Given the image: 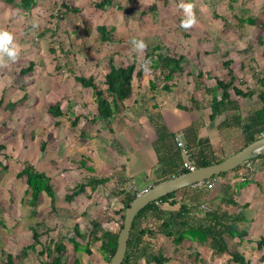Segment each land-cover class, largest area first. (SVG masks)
<instances>
[{
	"label": "rangeland",
	"instance_id": "obj_1",
	"mask_svg": "<svg viewBox=\"0 0 264 264\" xmlns=\"http://www.w3.org/2000/svg\"><path fill=\"white\" fill-rule=\"evenodd\" d=\"M100 1L37 0L41 8L32 17L35 23L30 20V31L23 35L12 33L13 44L18 45V41L24 43L20 45L26 46V55L13 63L9 80H58L60 84L66 82L68 88L66 90L65 86L56 84L58 90L51 91V85L46 84L48 91L44 92L42 100L25 105L26 99L21 98L20 108L12 112H4L2 105L0 144L6 146L9 158H0V264H6L7 254L15 256L21 248L33 242L31 226L37 224L41 225L38 230L43 234L50 229L48 235L40 237L42 243L63 238L67 247L63 255L65 264H75V259L79 264H109L99 251V244L93 246L92 255L75 254L69 241L74 236L75 224H79L84 233H90L93 221L99 222L103 230L119 232L121 214L115 212L122 208L121 197L116 196L118 189L111 184L99 186L93 192L87 188L72 203L65 199L73 187L85 183L91 176L90 171L80 166L81 147L79 143L75 146L77 140H74L81 137L80 133L87 125L83 119L79 127H73L72 121L75 115L91 114L95 104L91 89L81 87L75 76H93L104 89V76L112 59L116 66L135 62L142 70L143 75L135 77L134 86L136 80H161L157 79L155 70L142 64L147 50L156 44L186 56L185 73L174 79L180 80L181 84L185 80H198L197 75L201 71L209 75L210 79L206 80H229L228 69L224 66L228 60L236 78L235 84L243 90L255 88L256 75L264 72V31L259 32L258 26L240 22L250 15L264 22L262 0H253V4H249V0H112V6L106 10L95 7V3ZM64 2L82 11L79 15L69 12L61 18L65 12ZM186 2L192 3L197 17V23L189 27L182 26L185 13L180 5ZM100 25L112 32L110 41L101 42L94 31V27ZM44 29L56 31L53 36L49 32L44 37L41 33ZM21 36L22 40H18ZM140 39L146 42L142 50L135 44ZM52 42L57 47L55 54L49 51ZM31 61L35 62L34 69L22 75L21 70L27 68ZM57 65L60 66L59 71L55 68ZM57 102H60L65 116L54 118L48 109ZM69 102L73 103L71 110ZM248 103L249 109L260 107L257 95ZM57 121L60 125H56ZM41 143L46 144L44 152L40 150ZM25 161L51 176L54 205L46 194H42L36 208L29 205L26 177L21 174ZM225 178H229V174ZM243 226L249 237L243 242L227 239L229 248L242 252L248 264H264V252L259 251L255 243L264 238V229ZM140 248L134 264H156L148 257L151 253L169 259L168 264H227L229 260L227 255H212L210 258L205 249L202 254L207 256L206 260L195 259L193 254L188 257L191 247L185 243L175 246L164 236L153 241L144 239ZM39 250L40 246H37L36 251ZM36 251H29L23 262L16 264L50 261L40 257Z\"/></svg>",
	"mask_w": 264,
	"mask_h": 264
},
{
	"label": "crops",
	"instance_id": "obj_2",
	"mask_svg": "<svg viewBox=\"0 0 264 264\" xmlns=\"http://www.w3.org/2000/svg\"><path fill=\"white\" fill-rule=\"evenodd\" d=\"M262 2L264 4V0ZM249 4H253V0H249ZM39 8L40 3L31 12H25L0 0V30L23 35L31 29L30 20L35 23L32 17L38 13ZM248 18L256 19L250 15L240 21ZM55 31L56 29H44L41 33L47 37V33L50 32L53 36ZM20 39L22 40V36L18 40ZM17 43V58L8 63L0 62V101L3 98L4 109L8 103L18 102L21 98L26 99L25 105L42 100L44 92L48 91L45 89L46 84L51 85V91L58 90L55 85L60 84L58 80H9L13 63L18 62L19 58L22 60L26 55V46L20 45L24 43ZM4 59L7 60V57ZM144 81L136 80L132 96L124 102L119 113L110 122L94 121V97L95 109L90 110L91 114L75 115L71 111V116H80L78 127L83 119L87 125L80 133L81 139L75 137L74 140H77L75 146L79 143L78 146L81 147L80 166L81 159L85 156L89 159L87 166L94 169L91 176L109 177L110 182L107 184L117 189L120 186H126L127 189L133 186L137 192H143L180 175L187 160L195 166L202 156L224 160L249 144L250 117L257 109L248 108L250 98L240 99L242 125L226 127L222 125L224 116L215 121L210 119L212 110L206 87L214 86L215 80H185L183 84L180 80H173L170 82V91H159L155 94L150 91L151 80ZM60 85L65 86L67 83L64 84L63 81ZM65 87L67 90L68 86ZM72 104L69 102L70 110ZM6 111L8 112L5 109L4 112ZM177 139L182 140L190 150L189 158L182 155L176 144ZM231 174L230 172L229 178H223L212 190H198L189 186L176 192L172 198L175 204L160 203L158 206L165 212H174L181 205H186L192 221H198L208 211L226 217L240 215L244 221L239 223V229H243V224L245 228L264 229V169H259L247 184H242ZM185 244L191 247L188 257L193 254L195 259L198 257L206 260L207 256L202 254L204 249L210 258L215 255L207 244L200 245L191 241H186Z\"/></svg>",
	"mask_w": 264,
	"mask_h": 264
},
{
	"label": "trees",
	"instance_id": "obj_3",
	"mask_svg": "<svg viewBox=\"0 0 264 264\" xmlns=\"http://www.w3.org/2000/svg\"><path fill=\"white\" fill-rule=\"evenodd\" d=\"M6 5H10L15 9L23 10L25 12H31L37 7V0H2ZM112 0H101L95 3V7L100 10H106L112 6ZM62 7L65 8V12L60 16L65 17L66 14L73 13L79 15L82 11L80 8L70 5L68 3H62ZM59 16V15H58ZM247 23L259 27V32L264 31V22H260L259 19L248 18L241 23ZM83 25L85 21L83 20ZM94 31L98 33L101 42H108L112 39V32L104 25L94 27ZM49 51L53 54L56 53L57 47L51 43ZM264 53V52H263ZM56 59V57H55ZM185 55H178L175 49L163 48L161 45L156 44L145 53V58L142 64H147L148 67L157 72V79L150 81V91L155 94L159 91H170L171 83L177 75H183L185 73L184 66L186 62ZM58 60V59H57ZM224 66L228 69L229 80H223L214 78L215 85L206 87V92L210 96V107L212 113L210 119L215 121L218 117L224 116L222 121L223 126H241L242 117L240 114V99L252 98L258 96L260 107L254 110L250 117L249 129L251 131L250 142L257 140L264 135V72L260 75H256L255 88H248L243 90L240 86L235 84V77L233 70L230 69L231 61L224 62ZM35 67L34 62H30L28 67L21 71L22 75L29 74ZM60 66H56V70L59 71ZM71 71V70H70ZM143 75L141 69L138 68L135 62L126 66H116L113 60H109V69L104 76L103 85L105 88H101L96 82L93 76H75V81L84 88H90L93 93L94 101L96 104V112L94 121L110 122L119 113L124 105V102L132 96L134 79L140 78ZM191 75V74H189ZM199 81L210 79L209 75L203 71L197 75ZM161 83V84H159ZM4 100L0 101V109ZM20 104V101L15 103H8L5 109L13 111L15 107ZM49 113L54 118L65 116L64 111L61 109L60 102L55 103L49 107ZM80 116L75 117L72 121V126L76 127L79 123ZM56 125H60L57 121ZM1 129V128H0ZM46 150V144H41V151ZM9 158L6 146L0 144V158ZM87 157H82L81 167L90 172H93L92 167L87 166ZM223 160L209 159L207 157H200L199 162H196V167H205L214 163L221 162ZM2 162L0 160V167ZM235 170L231 171L234 172ZM188 172L184 169L181 174ZM228 173H222L219 177L225 178ZM21 174L26 177L27 191L26 194L30 195L28 203L31 207L36 208L39 204L42 194H46L52 200V205L55 204V192L51 184V178L44 172L37 170L32 164L25 161L22 164ZM110 182L109 177L97 178L96 176H90L85 183H80L73 187L66 195L67 202L72 203L78 196L83 194L87 188L93 192L99 186L106 185ZM248 182L242 183L247 184ZM127 189L126 186H120L118 188L117 197H121L122 208L117 210L115 214H121L120 230L123 227L124 213L130 203L137 197L138 192ZM177 192V191H176ZM176 192L171 193L163 198H160L156 202L161 204L170 203L175 204L172 198ZM156 202H152L147 205L135 218L131 234L128 240L127 253L123 264H134L136 257L140 252V246L144 242V239H156L159 236H164L172 240L175 246H182L186 241L198 243L200 245L207 244L215 255H227L229 260L227 264H248V260L245 255L238 250H231L228 246L227 239H238L243 242L249 237V232L246 229H239V223L244 221V218L238 216H224L218 215L216 212H206L205 215L200 217L198 221H192L189 218V208L186 205H181L177 211L165 212L162 210ZM93 228L90 233H84L80 229L79 224H75L73 227L74 236L70 238V243L73 245V251L77 253H85L92 255V248L94 245L99 244V251L103 254L107 263H110L112 256L117 249V240L119 232H113L111 230H103L99 222H92ZM31 226L33 242L21 248L17 255L7 254L5 256L6 264L22 263L28 256L29 251H36L37 246H40V250L36 251L40 257H46L50 261L46 262L41 260V264H65L63 255L65 254L67 247L63 238L58 240L50 239L47 243H42L40 237L42 235H48L50 229H46L43 232H39L38 227ZM248 241L250 239L248 238ZM252 241V240H251ZM256 248L259 251L264 252V238L255 241ZM3 253V252H2ZM156 264H168L169 259L162 256H158L154 253L148 255ZM264 260V254L262 256ZM75 264H79V261L75 259Z\"/></svg>",
	"mask_w": 264,
	"mask_h": 264
},
{
	"label": "water",
	"instance_id": "obj_4",
	"mask_svg": "<svg viewBox=\"0 0 264 264\" xmlns=\"http://www.w3.org/2000/svg\"><path fill=\"white\" fill-rule=\"evenodd\" d=\"M261 154H264V136L249 143L243 149L221 162L185 172L138 194L125 210L123 227L119 232L117 240V249L109 264H123L127 253L128 240L133 222L137 215L147 205L180 189L192 186L195 183L207 180L214 176H219L222 173L231 172L241 166L244 162Z\"/></svg>",
	"mask_w": 264,
	"mask_h": 264
},
{
	"label": "built area",
	"instance_id": "obj_5",
	"mask_svg": "<svg viewBox=\"0 0 264 264\" xmlns=\"http://www.w3.org/2000/svg\"><path fill=\"white\" fill-rule=\"evenodd\" d=\"M177 147L181 149L182 155L186 158L190 156V150L186 147L182 140L177 139ZM184 169L192 171L196 169V166L191 163L189 160L185 161L183 164ZM264 169V154H261L251 160L244 162L239 166L232 174V177L237 179L241 183L249 182L254 174L259 170ZM222 177L214 176L207 180L193 184L191 187L193 189H203V190H212L217 185H219L223 180ZM130 190H134V187L131 186ZM136 191V190H134ZM141 192H138L140 194ZM160 202H156V205H159Z\"/></svg>",
	"mask_w": 264,
	"mask_h": 264
},
{
	"label": "clouds",
	"instance_id": "obj_6",
	"mask_svg": "<svg viewBox=\"0 0 264 264\" xmlns=\"http://www.w3.org/2000/svg\"><path fill=\"white\" fill-rule=\"evenodd\" d=\"M185 13V19L182 21L183 27H189L197 23V17L193 12V5L191 2L181 3L180 5ZM13 34L7 30H0V62L8 63L14 61L18 56V49L13 44ZM137 49L146 47V42L142 39L135 41ZM7 57V60L4 59ZM146 70H150L147 69Z\"/></svg>",
	"mask_w": 264,
	"mask_h": 264
}]
</instances>
